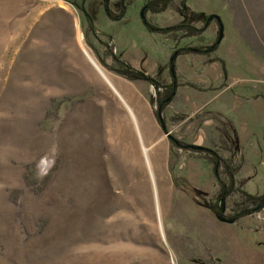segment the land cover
<instances>
[{
    "label": "rangeland",
    "instance_id": "1",
    "mask_svg": "<svg viewBox=\"0 0 264 264\" xmlns=\"http://www.w3.org/2000/svg\"><path fill=\"white\" fill-rule=\"evenodd\" d=\"M88 1L87 9L82 0H0V264H264V207L234 222L208 209L209 197L220 204L217 180L226 177L173 146L153 113L152 84L96 58L86 27L102 12ZM140 1H130L131 19L141 16ZM186 2L223 19L215 55L229 86L179 88L165 108L166 129L189 143L234 146L238 187L263 193L264 0ZM160 14L148 20L159 24ZM138 22L124 36L154 49L146 64L159 74L173 38L143 42L150 33ZM210 28L181 46L211 42ZM217 63L181 76L214 85ZM156 142L164 179L140 173L134 159L154 161ZM241 197L227 194L226 207Z\"/></svg>",
    "mask_w": 264,
    "mask_h": 264
},
{
    "label": "flooded vegetation",
    "instance_id": "2",
    "mask_svg": "<svg viewBox=\"0 0 264 264\" xmlns=\"http://www.w3.org/2000/svg\"><path fill=\"white\" fill-rule=\"evenodd\" d=\"M130 1L131 0H97L95 1V4L93 3L92 7L94 8V10H98L99 12H102V16L96 17L93 21H90V22L88 21L89 23H87L86 29L92 28V32H91L92 37L90 38V41H91L90 47L91 49L94 50V54L96 58L99 59V61L102 64H104L108 69L114 71L113 69L119 66H124L125 69L130 68L134 71V75L132 76L124 75V77L128 79H132V80H141L145 83L152 84L154 86V93L151 98V103L154 107L153 113L156 116V120L158 121V123L160 124L162 128L161 122L159 121L158 112H160L161 120L165 125V108L173 100H175V98L178 96L179 88H183V89L192 88L198 92L206 93L208 90H211V89L219 90L223 87L229 86L226 81L227 76L224 75L221 62H219L220 58L217 55H215L216 49L212 53L209 51L214 41L218 39L217 37H218V30H219L220 23L223 25V29H224L223 19L218 14L217 15H218L219 20L217 19L215 15L209 18L211 14H215V13L207 14L204 12V14H202L201 12L194 11V9L189 7L186 0L184 1L170 0L169 3L166 4L167 6H165L163 10L161 9L162 0H146L145 2L140 1L139 4L140 5L143 4L141 16L140 17L138 16L139 19L137 18L131 19L129 15V7H128L130 4ZM82 2H84V7L86 8H87L86 4H90L88 0H82ZM175 4H177V7H175ZM173 7L175 9L170 13V9H172ZM168 10H169L168 14H164L163 16L165 17L162 19L161 22H159L160 25L148 20V17H149V16L147 17L148 13L155 15V14L164 13L163 11H166L167 13ZM173 13L177 16L178 19L174 22L167 23L166 20ZM160 16H162V14H160L158 17L160 18ZM207 18L209 19L207 20ZM135 21L137 22L139 21L138 23H142L145 30L148 33H150V36H152L154 39L163 38L168 41L171 37L173 38L171 40L170 45L168 46V48L170 49V54H169V58L166 64H164V66H161V67H159L160 65L156 66L158 67V71H161V73L159 74H156L153 70H148L149 63L146 64V60L149 59L150 57L149 58L145 57V54H146L145 51L143 52V59L140 60V64L138 65L139 67H141L143 73L141 72L139 73L135 69V66L137 65L136 64L135 66L132 65L130 63L129 58L123 57L125 47L124 49L119 47L118 45L119 43L117 42V39L119 37L118 33L125 24H128L130 22H135ZM102 22H103V26L101 28ZM213 23L216 25L217 31H216L215 37H213L211 42L206 43V44L201 43L199 45L181 46L180 44L181 39H184L186 37H191V36L202 35L207 30H208L207 32H209V30L211 29L210 27L211 25H213ZM111 24L117 25L118 27L115 30H111V28H108V26ZM149 25H154L156 27L165 28V30L164 31L154 30ZM176 25H185L186 27L189 26L188 28L192 27V28H196V30L199 29L200 31H197L196 34H193L189 32L188 30H183V28L182 29L173 28ZM218 43H220V41ZM181 49H186L187 51L180 52ZM184 55L203 56L206 58L207 63L219 62V65L221 67V73H222L221 80H217L219 82L214 85H209V83H196L194 81L185 79L184 78L185 76H181V72L184 73L181 69L183 67V63L181 62V66L179 65L180 64L179 61H181V57H183ZM211 57H215L216 60L210 62L209 58ZM146 68H147V71H145ZM150 71H153L152 73L154 74L152 75ZM163 71H166V74L164 73V75H162ZM145 77H148V78H145ZM185 82H188L191 85L183 84ZM162 130L164 131L163 128ZM165 130H167L166 126H165ZM171 136L175 138L173 135ZM175 140H176L175 143L170 140L171 143L174 145V147L187 152L190 156H192V154L190 153V150L192 151V150L200 149V148L199 149L190 148V146L197 145V144L187 142L188 149L184 150L183 148L177 145L178 143L177 141L179 139L175 138ZM215 144H218V143H215ZM215 144L200 145V146L201 147L204 146L207 148L208 147L214 148ZM236 154H237V151H236ZM202 159H205V158H202ZM225 181H228L227 177ZM235 181L237 182L236 178H235ZM251 194L260 195L262 193L260 194L251 193ZM218 198H219L220 204L217 206L218 208L217 210L219 211L220 216L226 217L227 219L232 220L233 222L242 217L254 216L256 212H259L264 207L263 206L259 210H250L249 212H246V214H244L243 216H239L237 218L235 217V215H237L238 210L230 209L229 206L228 208L226 207V197L223 195V193L218 195ZM220 199L222 200V202L220 201ZM212 205L213 204L211 201V197H209L208 204H207L209 210H211ZM227 209L229 213L227 214V216H225L224 214ZM212 212L216 216L218 215L214 211Z\"/></svg>",
    "mask_w": 264,
    "mask_h": 264
},
{
    "label": "trees",
    "instance_id": "3",
    "mask_svg": "<svg viewBox=\"0 0 264 264\" xmlns=\"http://www.w3.org/2000/svg\"><path fill=\"white\" fill-rule=\"evenodd\" d=\"M169 1L170 0H162V5H161L162 10L165 8V6H167L166 4H168ZM208 19L209 18H207V20ZM149 26L153 28L154 30H160V31L165 30V28L156 27L154 25H149ZM188 27H186L185 25H176L173 28L175 29L183 28V30H188L189 32L193 34H196L197 31H200L199 29L196 30V28H192V27L188 28ZM218 44L219 43L217 42V39H216V41H214L213 45L210 47L209 51L212 53L215 49H217ZM186 51H187L186 49L180 50V52H186ZM215 60H216L215 57L209 58L210 62L215 61ZM219 62H221L224 75L227 76L225 62L221 59H219ZM113 70L117 72L118 74H122L123 76L124 75H127V76L134 75V71L132 69L130 68L125 69L124 66H119ZM145 78H148V77H145ZM183 84L191 85L188 82H185ZM252 97L257 99L259 95L258 93H255ZM260 97L264 99V96L261 95ZM164 131L167 132V130L165 129ZM177 142H178L177 145L179 147L183 148L184 150L188 149L187 142L181 141V140H178ZM214 146H215L214 148H209V147L207 148V147L202 146L199 150H192V151L190 150V153L192 154V156L207 159L209 162L213 164L214 173H220L222 177L224 176L228 178V181H224L222 179L217 180L218 187L220 188V190L222 191L225 197L227 194H231L232 192L239 191L241 193L242 195L241 200H238V201L234 200L232 202V206H233L232 209L238 210L237 215H235V217L238 218L239 216H243L244 214H246V212H249L250 210L261 209L264 206V193L260 195L248 193L242 190L240 187H238L237 182L235 181L234 175H235V172L239 169L240 163L234 162V155L236 154V150L234 146H231L224 141H221L220 143L215 144ZM221 151H227L228 156L222 155L220 153ZM217 209H218L217 206L213 204L211 207V211H214L215 213L220 215Z\"/></svg>",
    "mask_w": 264,
    "mask_h": 264
},
{
    "label": "crops",
    "instance_id": "4",
    "mask_svg": "<svg viewBox=\"0 0 264 264\" xmlns=\"http://www.w3.org/2000/svg\"><path fill=\"white\" fill-rule=\"evenodd\" d=\"M160 18L163 19L164 18L163 15L160 16ZM130 23H132V22H130ZM130 23L125 24L123 26V28L119 31V33H118L119 37L117 39V42L119 43L120 48L124 49V47H125L123 57L129 58L130 63L132 65L135 66V64H136L138 66L140 64V60L143 59V51H142L143 45H141L138 42L139 40L138 41L132 40V39H129V38L124 36V35H128L127 32H130V30L129 31L127 30ZM139 29H140V27H139ZM140 31H141V29H140ZM142 32L145 33V31H142ZM148 36H150V34L146 33V36L141 41L146 42ZM150 37H152V36H150ZM150 50L151 51L153 50L152 51L153 54L146 53L145 57L146 58L153 57V56L157 57V55L154 52V49L152 48ZM194 56L184 55L183 57H181V62H183V67L181 68L182 71H183V69H187L189 71H193L194 69L198 70L197 68L200 66H208L209 65L211 67H214V66L218 65L217 62L207 63L206 58L203 56H198V55H194ZM188 61H189V63H188ZM185 63H187V64H185ZM194 72H196V71H194ZM221 78H222V73H221V75L219 73L217 76L214 77V80H221ZM200 83H209V82H208V79H205V76H200ZM251 174H254V173H251Z\"/></svg>",
    "mask_w": 264,
    "mask_h": 264
},
{
    "label": "bare ground",
    "instance_id": "5",
    "mask_svg": "<svg viewBox=\"0 0 264 264\" xmlns=\"http://www.w3.org/2000/svg\"><path fill=\"white\" fill-rule=\"evenodd\" d=\"M86 49V47H85ZM87 50V49H86ZM139 127V126H138ZM139 130V133L141 134V131H140V128H138ZM125 140V139H124ZM143 141V140H142ZM134 143V142H133ZM139 143V142H138ZM142 144V143H141ZM139 145V144H138ZM143 145V144H142ZM162 144H159V143H154V154H155V157L153 158L154 161L152 159H150V157L148 156V159H147V166L144 165V163L142 162V160L138 157H134V159L136 158L137 159V162L139 163L137 166L140 170V173H148V169H150L152 175L154 176V178H158V179H161V178H165L164 177V169H163V166H162ZM134 148V147H133ZM136 148V147H135ZM149 149H146L145 148V152L148 151ZM153 150V149H152ZM138 151V150H137ZM130 152V151H129ZM132 153V152H131ZM146 154V153H145ZM151 154V152H150ZM132 158V157H131ZM133 159V160H134ZM162 161V162H161ZM134 162V161H133ZM134 164V163H133ZM149 183V182H147ZM163 183V182H162Z\"/></svg>",
    "mask_w": 264,
    "mask_h": 264
},
{
    "label": "water",
    "instance_id": "6",
    "mask_svg": "<svg viewBox=\"0 0 264 264\" xmlns=\"http://www.w3.org/2000/svg\"><path fill=\"white\" fill-rule=\"evenodd\" d=\"M214 15H215V16L217 17V19L219 20L217 14H211L209 18L213 17ZM222 36H223V25L220 23V25H219V30H218V39H217V42H219V41L222 39ZM158 117H159V121L161 122L162 128L165 129V125H164V123H163L162 120H161L160 112H158ZM165 134H166V136H167L171 141H173L174 143L176 142L175 138H173V137L170 135V133H169L168 131H167ZM190 148L199 149V148H201V146H200V145H192V146H190ZM217 218H218V219H221V220H227V221L229 220V219H226V218H224V217H221L220 215H217ZM229 221H232V220H229Z\"/></svg>",
    "mask_w": 264,
    "mask_h": 264
}]
</instances>
